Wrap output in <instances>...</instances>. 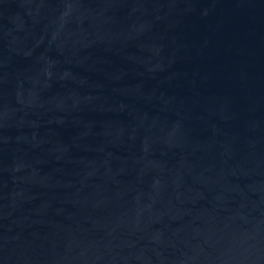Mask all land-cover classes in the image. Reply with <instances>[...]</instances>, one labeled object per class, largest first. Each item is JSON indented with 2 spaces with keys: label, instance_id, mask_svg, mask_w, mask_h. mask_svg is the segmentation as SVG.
<instances>
[{
  "label": "water",
  "instance_id": "95a60500",
  "mask_svg": "<svg viewBox=\"0 0 264 264\" xmlns=\"http://www.w3.org/2000/svg\"><path fill=\"white\" fill-rule=\"evenodd\" d=\"M0 120L141 264H264V0H0Z\"/></svg>",
  "mask_w": 264,
  "mask_h": 264
}]
</instances>
